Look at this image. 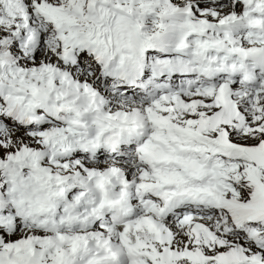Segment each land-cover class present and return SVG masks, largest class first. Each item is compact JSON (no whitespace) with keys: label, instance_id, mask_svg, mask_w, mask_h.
<instances>
[{"label":"snow or ice","instance_id":"1","mask_svg":"<svg viewBox=\"0 0 264 264\" xmlns=\"http://www.w3.org/2000/svg\"><path fill=\"white\" fill-rule=\"evenodd\" d=\"M0 264H264V0H0Z\"/></svg>","mask_w":264,"mask_h":264}]
</instances>
